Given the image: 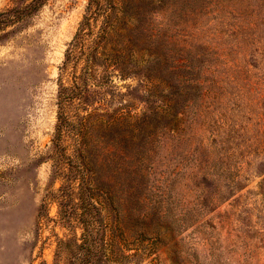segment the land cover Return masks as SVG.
<instances>
[{
	"label": "rangeland",
	"instance_id": "obj_1",
	"mask_svg": "<svg viewBox=\"0 0 264 264\" xmlns=\"http://www.w3.org/2000/svg\"><path fill=\"white\" fill-rule=\"evenodd\" d=\"M87 2L48 0L0 33V264H65L59 242L81 234L74 204L59 211L53 138ZM128 8L117 63H97L89 105L68 107L91 153L103 263L264 264V0Z\"/></svg>",
	"mask_w": 264,
	"mask_h": 264
},
{
	"label": "trees",
	"instance_id": "obj_2",
	"mask_svg": "<svg viewBox=\"0 0 264 264\" xmlns=\"http://www.w3.org/2000/svg\"><path fill=\"white\" fill-rule=\"evenodd\" d=\"M13 7L0 12V33L7 27L22 23L25 18L38 12L48 0H14ZM131 0H88L77 31L68 44L60 68L57 91V122L54 130L53 147L63 160L65 172L63 184L58 190L59 211L69 217L66 202L74 204L71 214L79 224L78 239L60 241L65 252V264H105L99 251V234L102 233L101 212L92 198L96 182L90 150L86 148L84 136L73 130L68 107L74 103L88 106L86 93L91 86L97 63L112 66L117 63L116 44L123 45L127 31ZM5 35H0V41ZM123 52V50H121ZM122 53H120L121 55ZM63 77L70 83L65 84ZM71 139L72 148L64 144ZM68 199V200H67ZM67 200V201H66Z\"/></svg>",
	"mask_w": 264,
	"mask_h": 264
}]
</instances>
